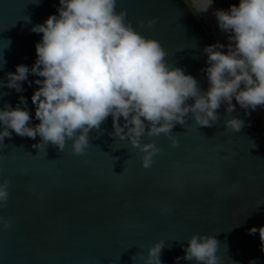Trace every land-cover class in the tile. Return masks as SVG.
I'll return each instance as SVG.
<instances>
[{
    "label": "water",
    "instance_id": "obj_1",
    "mask_svg": "<svg viewBox=\"0 0 264 264\" xmlns=\"http://www.w3.org/2000/svg\"><path fill=\"white\" fill-rule=\"evenodd\" d=\"M195 3L117 0L116 11H126V22L159 41L168 64L206 91L203 49L222 42ZM215 3L225 10L222 0L211 7ZM58 7L59 0H0V109L24 107L23 96L30 126L40 123L31 97L42 78L29 73L18 93L7 87V73L19 64L34 65L42 34L30 29L58 15ZM232 103L231 114L221 104L212 127L197 125L191 113L185 125H175L178 147L163 134L142 137L161 149L148 169L142 167L143 153L110 135L111 116L102 131L90 132L83 155L73 153L71 141L62 152L51 143L38 149L33 145L39 135L12 132L0 142V183L8 181L9 193L0 217L10 222L7 228L0 224V264H144L158 241L165 243L162 264H177L193 234L215 236L220 264H264L259 232L249 235L252 227L264 226V120L258 107L246 115ZM233 117L245 122L239 132L225 127Z\"/></svg>",
    "mask_w": 264,
    "mask_h": 264
},
{
    "label": "clouds",
    "instance_id": "obj_2",
    "mask_svg": "<svg viewBox=\"0 0 264 264\" xmlns=\"http://www.w3.org/2000/svg\"><path fill=\"white\" fill-rule=\"evenodd\" d=\"M116 2L59 0L58 15L33 25L30 31L42 34L35 44L36 61L31 68L19 64L15 72L7 73V87L19 93L29 73L42 78L35 80L39 87L31 97L40 123L30 126L32 117L21 96L19 104L24 107L5 105L0 109V142L10 139L12 132L31 139L39 135L41 141L35 148L51 143L62 152L71 141L73 153L83 155L90 132L102 131L101 125L111 116L110 135L128 140L143 153L142 167L148 169L161 149L153 142L142 143L145 135L163 134L175 148L178 141L172 129L185 125L190 113L197 125L212 127L219 119L221 104H227L228 114L235 110L233 99L246 115L249 109L264 108V0H239L227 11L213 13L219 29L229 34V44L226 52L221 50L225 45L218 42L203 49L207 55L203 69L209 85L206 91L192 75L169 65L159 41L135 31L126 22V11H116ZM196 2L200 13L213 4V0ZM26 22L30 23L29 17ZM154 23V19L147 22L149 27ZM190 100L194 102L188 103ZM244 126L235 117L225 121L233 132ZM8 197V181L4 180L0 208L6 207ZM0 224L7 228L10 222L0 217ZM257 232L264 251V226L249 229V235ZM164 247L163 241L149 247L144 264H162ZM182 247L185 255L176 258L177 264L181 259L220 264L215 236L193 234Z\"/></svg>",
    "mask_w": 264,
    "mask_h": 264
},
{
    "label": "bare ground",
    "instance_id": "obj_3",
    "mask_svg": "<svg viewBox=\"0 0 264 264\" xmlns=\"http://www.w3.org/2000/svg\"><path fill=\"white\" fill-rule=\"evenodd\" d=\"M214 11L215 10L213 9V6H212L208 9L207 12H203V14L206 15L211 25L215 27L216 34L218 35L219 40L222 42L223 45H225V48L227 50V45L229 44V40L226 34L219 29L216 17L213 15Z\"/></svg>",
    "mask_w": 264,
    "mask_h": 264
},
{
    "label": "flooded vegetation",
    "instance_id": "obj_4",
    "mask_svg": "<svg viewBox=\"0 0 264 264\" xmlns=\"http://www.w3.org/2000/svg\"><path fill=\"white\" fill-rule=\"evenodd\" d=\"M232 4H236V5H238L239 4V0H230L229 1V6L228 7H225V11H227L228 9H229V7H230V5H232ZM213 9L214 10H217V9H220L219 7H218V5L215 3L214 5H213ZM215 12V11H214ZM223 32V31H222ZM225 33V32H224ZM226 34V36H227V38H228V36H229V34L228 33H225ZM229 40V39H228ZM258 109H259V111L261 112V116H262V118H263V120H264V108H262V107H258Z\"/></svg>",
    "mask_w": 264,
    "mask_h": 264
},
{
    "label": "rangeland",
    "instance_id": "obj_5",
    "mask_svg": "<svg viewBox=\"0 0 264 264\" xmlns=\"http://www.w3.org/2000/svg\"><path fill=\"white\" fill-rule=\"evenodd\" d=\"M194 1L196 2V0H194ZM222 1H223V4L225 5V7H228L229 6V1L230 0H222ZM195 4H196L197 7H199L198 4H197V2Z\"/></svg>",
    "mask_w": 264,
    "mask_h": 264
}]
</instances>
